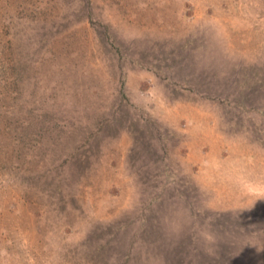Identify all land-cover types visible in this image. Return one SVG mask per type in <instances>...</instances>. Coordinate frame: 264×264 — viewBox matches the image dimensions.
Instances as JSON below:
<instances>
[{
	"label": "rangeland",
	"instance_id": "rangeland-1",
	"mask_svg": "<svg viewBox=\"0 0 264 264\" xmlns=\"http://www.w3.org/2000/svg\"><path fill=\"white\" fill-rule=\"evenodd\" d=\"M0 264H264V0H0Z\"/></svg>",
	"mask_w": 264,
	"mask_h": 264
}]
</instances>
